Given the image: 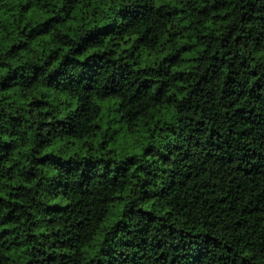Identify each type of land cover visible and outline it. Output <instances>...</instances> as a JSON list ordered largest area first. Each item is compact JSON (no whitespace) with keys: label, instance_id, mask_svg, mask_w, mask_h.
I'll use <instances>...</instances> for the list:
<instances>
[{"label":"trees","instance_id":"1","mask_svg":"<svg viewBox=\"0 0 264 264\" xmlns=\"http://www.w3.org/2000/svg\"><path fill=\"white\" fill-rule=\"evenodd\" d=\"M0 264H264V0H0Z\"/></svg>","mask_w":264,"mask_h":264}]
</instances>
